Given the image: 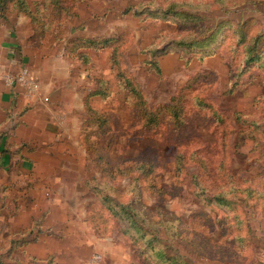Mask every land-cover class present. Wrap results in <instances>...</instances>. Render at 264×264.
<instances>
[{"label": "rangeland", "instance_id": "1", "mask_svg": "<svg viewBox=\"0 0 264 264\" xmlns=\"http://www.w3.org/2000/svg\"><path fill=\"white\" fill-rule=\"evenodd\" d=\"M260 33L264 0H0V53L6 55L2 42H17L20 58L27 57L10 62L11 74L28 69L42 85L53 76L63 84L69 70L81 91L82 120L35 174L0 172L10 184L0 192V264H156L141 252L144 241L100 210L91 189L93 176L128 187L125 172L109 176L131 158L156 162L138 182V203L157 218L162 244L184 264H264V35L259 60L246 62ZM192 38L202 47L180 44ZM90 39L96 47L82 45ZM128 78L149 109L160 112L166 141L161 136L154 144L153 136L162 135L155 127L131 143L140 135L131 127L143 123L133 120ZM97 89L108 97L83 100ZM179 102L188 123L183 131L173 129L167 108ZM91 109L107 115L105 130ZM175 150L185 154V167L172 177L175 161L167 152ZM194 173L210 195L226 191L231 203L208 205L197 197Z\"/></svg>", "mask_w": 264, "mask_h": 264}, {"label": "crops", "instance_id": "2", "mask_svg": "<svg viewBox=\"0 0 264 264\" xmlns=\"http://www.w3.org/2000/svg\"><path fill=\"white\" fill-rule=\"evenodd\" d=\"M4 47L6 55L2 50V55L0 53V172L12 178L17 171L20 174H35L44 157L61 153L58 147L62 146L68 133L79 128L82 122L79 119L81 91L73 84L67 70L69 77L63 84L57 76H53L50 83L42 85L39 76L31 74L36 89L29 93L20 84L11 82L10 77L14 75L9 68L11 61L17 64L27 57L20 58L21 48L17 42H2ZM85 94L83 100L86 102L96 96L91 92ZM61 134L66 136L61 138ZM52 143L57 145V149L51 148ZM36 182L38 180L31 181ZM7 185L10 184L0 180V192L6 190Z\"/></svg>", "mask_w": 264, "mask_h": 264}, {"label": "trees", "instance_id": "3", "mask_svg": "<svg viewBox=\"0 0 264 264\" xmlns=\"http://www.w3.org/2000/svg\"><path fill=\"white\" fill-rule=\"evenodd\" d=\"M8 7H6L7 9ZM242 28V27H241ZM222 28L219 27L217 29V35L220 33ZM236 29V28H235ZM239 32H242V38H239L238 43L239 44H246L248 40L247 37L244 38V32L243 28L239 30ZM239 32L237 30V34L239 35ZM264 33H260L255 38L251 39V42H254L253 47H250L248 49L246 62L247 64H251L257 60H259L260 55L257 49L258 43L261 40ZM213 39L216 38L214 34L212 35ZM115 38L111 39H103L100 43H109L115 41ZM201 40L197 39H188V40H181L180 44L187 45L190 47H202L200 43ZM96 40L90 39L86 40V42L82 43L83 46H93L96 47ZM159 53V52H158ZM156 51L154 52L155 55L158 54ZM163 53V52H162ZM88 57V56H86ZM88 60V59H87ZM156 67L158 70L161 71L159 61H154ZM158 71V72H160ZM122 77L125 76L124 72L120 73ZM127 86H129V95L127 96V100H132L133 105L130 104V109L134 111L135 119L134 121H137L138 118L142 122L143 126L136 127L133 125L131 127V130H138L140 135L138 138L131 139V143H137L142 138L146 136V132L150 131L151 129L155 127H159L158 133H161L162 135H154L153 136V142L155 143H161L160 137L164 141L167 140V135H164L166 132V128L162 129L161 120H160V112L159 111H152L149 109L148 105L146 104L145 97L143 96L142 90L134 84V82L128 78L127 79ZM92 95H102L103 97H108L109 92L101 89H97L96 91L92 92ZM180 101V100H179ZM167 108L171 109L169 110L171 115H174V118L171 117L174 122V130L178 129L183 131L184 127L188 126V123L184 121V116L182 118V115L185 113V108L183 105L179 103H173L171 105H167ZM93 114H96L95 120L96 122L100 121L103 125V129L107 127L108 120L107 115L103 117V114H100L99 112L95 111L94 109H91ZM142 125V124H141ZM105 130V129H104ZM153 131V130H151ZM151 136V134L148 136V138ZM178 139H174L175 144H179L181 146L187 145L186 140L182 139L181 137H177ZM189 143V140L188 142ZM152 144V145H154ZM91 145V144H90ZM152 145H148L149 147ZM153 149L157 148L154 146ZM169 150V148H168ZM177 154L171 155L167 152L168 157L171 158V162L175 161V164H172V171L173 175L172 177H175L177 173L179 172L181 166L184 168L185 166V154L180 152V150H175ZM177 155V159H174V157ZM166 156V154H165ZM97 157L99 160L103 157V154H97ZM157 157V155H156ZM120 161V160H119ZM179 161V164H178ZM204 162V161H203ZM120 166L113 167L114 171L109 176L112 178H118L117 172H125V175H128L131 177L132 181L130 182V185L124 189L120 188L119 186H116L114 183H105L100 180V178H97L93 176L91 179L95 180L94 183V189L95 192H97L96 196L99 199V202L101 203V208L104 207L108 212L111 213L112 216L116 217V220L120 227H123L122 232L128 234L132 237V239L135 240H141L144 241L143 247L144 250H141V252L148 253V255L153 256L155 258L156 264H184V261L180 259L177 253V250H175L172 247H169V249H166V246H164L158 237L160 234V225H157L155 220L157 218L155 216H151L150 212L147 211V213L142 210L141 208L144 207V204H139V200L136 195L138 182L141 180L142 175H148L152 172V170L156 167V162H148L146 160L140 159V158H131V160L126 161H120ZM148 169V170H146ZM150 169V170H149ZM214 174H218V172H214ZM124 175V174H121ZM192 175V174H191ZM146 177V176H143ZM105 179H109L108 176H104ZM97 180V181H96ZM110 180V179H109ZM193 183L195 184L196 188H200L201 190L195 193V195L201 199H206L208 201V205L210 204H225L228 205L231 203L230 197L227 196L226 191H219L214 193L213 195H210L207 192L206 186L202 185V180L198 178V175L194 173L192 175ZM89 184L91 185V182L89 181ZM167 186V185H166ZM130 193V195H129ZM132 193V194H131ZM132 195H134L136 198H134ZM139 204V205H138ZM139 206V207H138Z\"/></svg>", "mask_w": 264, "mask_h": 264}, {"label": "built area", "instance_id": "4", "mask_svg": "<svg viewBox=\"0 0 264 264\" xmlns=\"http://www.w3.org/2000/svg\"><path fill=\"white\" fill-rule=\"evenodd\" d=\"M12 83L20 84L24 87L29 93H33L36 89V84L31 77V73L28 69L22 70L16 76L10 77Z\"/></svg>", "mask_w": 264, "mask_h": 264}]
</instances>
